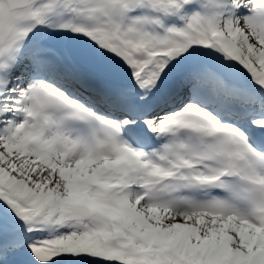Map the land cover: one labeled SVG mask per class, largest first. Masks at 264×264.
<instances>
[{
	"label": "snow or ice",
	"instance_id": "6c2138e0",
	"mask_svg": "<svg viewBox=\"0 0 264 264\" xmlns=\"http://www.w3.org/2000/svg\"><path fill=\"white\" fill-rule=\"evenodd\" d=\"M0 264H264V0H0Z\"/></svg>",
	"mask_w": 264,
	"mask_h": 264
}]
</instances>
